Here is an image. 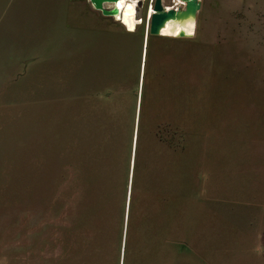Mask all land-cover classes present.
I'll use <instances>...</instances> for the list:
<instances>
[{"label":"rangeland","instance_id":"374dc122","mask_svg":"<svg viewBox=\"0 0 264 264\" xmlns=\"http://www.w3.org/2000/svg\"><path fill=\"white\" fill-rule=\"evenodd\" d=\"M69 1L0 0V264H248L218 198L263 189L264 0L147 43Z\"/></svg>","mask_w":264,"mask_h":264},{"label":"crops","instance_id":"0c3cea01","mask_svg":"<svg viewBox=\"0 0 264 264\" xmlns=\"http://www.w3.org/2000/svg\"><path fill=\"white\" fill-rule=\"evenodd\" d=\"M72 0L69 1V5L71 4ZM88 9L92 12L101 16L91 7H89L85 2L83 3ZM83 12L82 10H78ZM110 22H112L110 20ZM113 23H117L113 21ZM33 63V62H32ZM263 148L260 149L262 151ZM264 156V150H263ZM263 165L261 166L264 169V159ZM232 166V165H231ZM231 166H227L226 169V180L225 182H230L228 179L232 178L235 174L227 172ZM236 174L239 176L237 178V183L240 185V190H231L229 184H226V187L219 191L221 197L218 198L222 200V203L225 206V213L228 219L232 222V229H239L237 225L240 226V232L242 234V238L246 239L248 250L246 251L243 249L245 254H248L246 258H249V263L259 258L258 261L264 264V180L261 181V185H263V189L256 191L253 188L255 182H252L249 185L248 181L246 184V179L253 178L251 175L254 168L246 169L245 167H240L237 169ZM247 176V178H246ZM234 181V182H235ZM247 186V188H246ZM206 192L205 194L201 195V199L209 200L212 202L213 196L217 197L218 193L216 192L217 189H214L212 185L204 186ZM201 189V185L199 187V191ZM222 191V192H221ZM206 195V198L203 196ZM217 200V199H214ZM221 203V202H218ZM213 205V204H212ZM215 206V205H214ZM217 207V206H216ZM235 224V227L233 226ZM252 240V243H251ZM251 243V244H250ZM242 247H245V241H242ZM244 256V255H243Z\"/></svg>","mask_w":264,"mask_h":264},{"label":"bare ground","instance_id":"6f19581e","mask_svg":"<svg viewBox=\"0 0 264 264\" xmlns=\"http://www.w3.org/2000/svg\"><path fill=\"white\" fill-rule=\"evenodd\" d=\"M189 1V0H188ZM183 3L185 0H183ZM182 4V3H181ZM181 4H178L175 8L173 15L168 16L163 23L159 26V34L165 37H190L195 34L196 29V8L193 5L181 8ZM117 13L122 11L121 19L128 25L130 29L135 27V16L138 14L137 6L133 9L124 8V3L116 2ZM170 8V6H169ZM152 7L150 11H152ZM198 13V12H197ZM191 22V23H189ZM131 198V195H130ZM129 201V198H128Z\"/></svg>","mask_w":264,"mask_h":264},{"label":"built area","instance_id":"2783aa9c","mask_svg":"<svg viewBox=\"0 0 264 264\" xmlns=\"http://www.w3.org/2000/svg\"><path fill=\"white\" fill-rule=\"evenodd\" d=\"M85 1L93 9V7L91 6L90 0H85ZM118 1L119 0L103 1L102 5H103V7L110 8V7H113L114 3L118 2ZM126 2L128 4L137 2L135 5L137 6L138 14L135 16V20H136L135 22L136 23H135L134 28L130 29L128 27V25L123 22V20L119 16V12L113 13L112 15H109L106 17L112 18L115 21L119 22L120 24H122L124 26V28L127 31H136L138 28L142 27L143 28L142 34L147 35L149 33V20H150L151 12L153 11V10L150 11V8L152 7V9H153L154 0H126ZM162 3L165 5V8H169V6L170 7H176L178 4H181V3H182L181 5L184 4L183 0H170L169 4H165L164 0H162ZM93 10H95V9H93ZM95 11L100 12L99 9H97Z\"/></svg>","mask_w":264,"mask_h":264},{"label":"water","instance_id":"95a60500","mask_svg":"<svg viewBox=\"0 0 264 264\" xmlns=\"http://www.w3.org/2000/svg\"><path fill=\"white\" fill-rule=\"evenodd\" d=\"M103 1H115V0H90L91 6L93 9H99L101 14L104 16L112 15L117 12V8L114 5L113 7L106 8L103 7ZM191 1H194L196 4V11L200 6L199 0H185L186 6L187 4H191ZM185 6V5H184ZM175 12V8H165V5L162 3V0H154L153 11L151 12L150 20H149V33L150 34H159V26L163 23V21L168 17L173 15ZM161 35V34H160Z\"/></svg>","mask_w":264,"mask_h":264},{"label":"flooded vegetation","instance_id":"af4514ba","mask_svg":"<svg viewBox=\"0 0 264 264\" xmlns=\"http://www.w3.org/2000/svg\"><path fill=\"white\" fill-rule=\"evenodd\" d=\"M96 12L99 13L101 16H103L100 12H98V11H96ZM103 17H106V16H103ZM148 38H149V33L147 35H145V36L142 34V42L147 43L148 42ZM115 93H116V91H112L111 92V91L107 90L105 92L104 96L108 97V96H110L112 94H115ZM137 96H138V98H137ZM139 98H140V95H139L138 91H136L135 92V103H134L136 109H137V103H138ZM166 110H167V107H166ZM166 125H167V123H166ZM166 125H165V131L167 133L168 132V126H166Z\"/></svg>","mask_w":264,"mask_h":264},{"label":"clouds","instance_id":"9594fccd","mask_svg":"<svg viewBox=\"0 0 264 264\" xmlns=\"http://www.w3.org/2000/svg\"><path fill=\"white\" fill-rule=\"evenodd\" d=\"M189 23H191V22H189Z\"/></svg>","mask_w":264,"mask_h":264}]
</instances>
